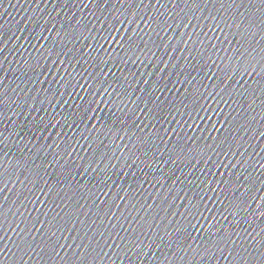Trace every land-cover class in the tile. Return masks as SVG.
<instances>
[{"label":"water","instance_id":"obj_1","mask_svg":"<svg viewBox=\"0 0 264 264\" xmlns=\"http://www.w3.org/2000/svg\"><path fill=\"white\" fill-rule=\"evenodd\" d=\"M0 264H264V0H0Z\"/></svg>","mask_w":264,"mask_h":264}]
</instances>
